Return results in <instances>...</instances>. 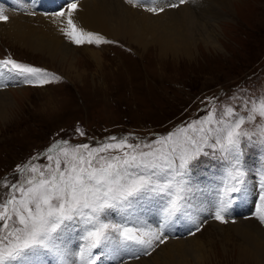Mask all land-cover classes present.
I'll list each match as a JSON object with an SVG mask.
<instances>
[{"label":"snow or ice","instance_id":"1","mask_svg":"<svg viewBox=\"0 0 264 264\" xmlns=\"http://www.w3.org/2000/svg\"><path fill=\"white\" fill-rule=\"evenodd\" d=\"M189 2L196 0H125L153 16ZM40 7L38 0H16L13 10L35 17ZM79 8L78 0H64L52 13L42 14L58 25L71 45L122 47L81 26L76 20ZM9 20L0 7V22ZM63 81L62 75L46 68L11 56L0 59V90H47ZM229 99L239 104L218 110L217 98L205 97L203 117L150 141L133 133L94 143L56 140L29 163L17 165L18 178L5 179L2 185L0 264H123L125 257L150 256L170 239L195 238L208 220L227 224L234 206L250 195H255L256 204L248 218L264 226V124L255 132L242 127L257 117L264 120V96L234 94ZM75 132L86 135L80 127ZM245 144L258 146L261 153L251 181ZM41 158L44 163H38ZM203 159L221 163L224 173L207 204L199 201L204 189L192 179ZM149 205L158 215L155 226L143 215ZM181 224L190 227L177 236ZM70 236L78 240L75 249Z\"/></svg>","mask_w":264,"mask_h":264},{"label":"rangeland","instance_id":"2","mask_svg":"<svg viewBox=\"0 0 264 264\" xmlns=\"http://www.w3.org/2000/svg\"><path fill=\"white\" fill-rule=\"evenodd\" d=\"M124 4L138 10L126 4L125 0ZM80 10L76 18L84 17ZM144 15L151 14L144 12ZM220 16L222 23L218 22L215 29L217 40L211 38L207 43L203 34L196 35L194 31L192 36L195 38L189 50L182 48L178 53L161 52L158 43L142 53L123 40L118 41L122 47H77L59 32L75 50L74 56L79 59L75 67L83 71L80 82L75 83L62 74V66L66 68L64 64L25 50L16 44L17 41L13 45L0 37V59L11 56L64 77L62 83L50 85L47 90L27 86L4 90L8 93V90L20 89L22 92L8 94L11 105L6 110L0 108V198L5 192L4 180L14 182L18 178L14 171L16 166L29 163L30 158L43 153L56 140L67 139L74 144L94 143L108 136L121 137L133 133L150 141L156 135L173 132L179 126L203 117L205 97H216V106L220 110L225 105L239 104V101L229 99L234 94L246 98L264 96V0H241L233 6L232 16L226 17L224 12ZM4 23L0 22V25ZM78 23L90 30L83 23ZM204 28L214 30L210 25H204ZM182 38L183 34L179 32L169 40L179 44L184 41ZM83 47L101 50V59L94 62L87 55L79 54ZM261 124L264 120L257 117L256 121L246 122L242 127L255 132ZM76 127L86 135L78 136ZM243 147L246 152L244 163L250 170L251 180L260 165L261 153L258 146L248 148L245 144ZM44 162L43 158L38 161ZM223 178V165L209 159L200 161L192 173V179L200 186L203 184L208 203ZM240 202V207L233 209L227 224L208 220L203 230L193 238L201 242L200 247L187 248L179 259H185L186 264H264V251L257 260L239 261L238 258L243 256L241 251L245 249L241 246L244 241L234 233L236 243L224 246L217 236L218 231H215L216 226L229 227L242 221H250L264 230V226L255 219V222L248 219L255 210L252 208L256 204L255 195ZM244 208L251 209L242 211ZM143 215L150 226L156 225L157 212L153 205ZM188 227L190 225L177 226V230L185 231ZM210 236L211 241L207 240ZM73 238L76 243L77 238ZM185 238L192 239H181ZM161 249L159 247L150 256H141L138 260L125 258L123 264L151 262V256Z\"/></svg>","mask_w":264,"mask_h":264},{"label":"bare ground","instance_id":"3","mask_svg":"<svg viewBox=\"0 0 264 264\" xmlns=\"http://www.w3.org/2000/svg\"><path fill=\"white\" fill-rule=\"evenodd\" d=\"M240 1L196 0L195 3H186L178 9L168 10L159 16H147L140 9L136 10L127 7L124 4V0H79L80 11H82L84 17L76 18V20L83 23L91 31L99 32L105 37L116 41L123 40L130 45H134L142 53L148 47H153L157 43L160 46L161 52L170 51V53H178V51H182V48L187 51L189 50L195 38V36H192L194 31L196 35L203 34L207 39V43L211 41V38L217 40L218 33H216L215 29L219 25L218 22H221L219 21L222 18L220 14L224 12L226 17L232 16L233 6L237 3L239 4ZM38 3L41 5L37 10L38 14L35 17H31L25 12L11 9L15 7L16 0H0V7H3L6 10V14L10 16L8 22L0 25V37L5 41H11L13 45L14 41H17L16 44L25 50L32 53H40L50 61L64 64L66 68L64 69L62 66V70L64 71L62 74L74 83L80 82L83 71L81 69L78 71L75 67L79 59L76 58L77 56H74L75 50L73 46L59 35L58 25H53L50 19L42 14L44 11L52 13L64 4V0H38ZM204 25H210L214 30L210 28L205 29ZM179 32L183 34L182 39L184 41L182 43L177 44L175 40H169L171 36L178 35ZM197 39H199L198 36ZM101 52V50L83 47L79 54L83 53L89 59L98 62L101 59ZM6 89L0 90V108H5V110L12 103L10 98H8V94L10 96L11 92L12 95L15 92H22L20 89H11L7 93V91H4ZM250 156L253 157V155ZM198 198L202 203L207 204L209 202L206 192H203ZM240 203H237L233 209L239 208ZM151 206L149 205V207ZM252 208L255 209L254 207ZM250 209L244 208L242 211ZM155 220L157 224L158 215ZM245 220L247 219L245 218ZM251 220L255 222L254 219ZM178 226L187 227L189 225L181 224ZM215 231H218L217 236L224 246L236 243L237 239L234 237V233L237 234L240 240L244 241L241 246L245 249L241 251L243 256L238 258L239 261L244 259L257 260L258 255L264 251V230L250 221H242L240 224H232L229 227L216 226ZM183 232L184 230L176 229V234L179 236ZM69 238L75 249L78 240L75 243L73 236ZM207 240L211 241L212 237ZM199 244L201 242L193 238L170 239L166 245L160 246L162 247L161 251L159 250V252L151 256L149 259L151 262L144 261L143 264H186V260L179 259V257L187 248L200 247ZM110 263L112 262L109 260L105 261V264ZM128 264H137V262Z\"/></svg>","mask_w":264,"mask_h":264}]
</instances>
